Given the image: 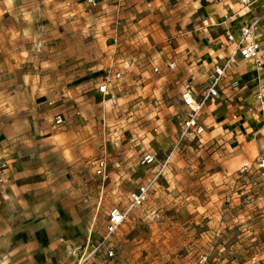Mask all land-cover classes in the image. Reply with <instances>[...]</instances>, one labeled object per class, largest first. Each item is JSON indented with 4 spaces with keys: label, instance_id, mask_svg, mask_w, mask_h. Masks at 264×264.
I'll use <instances>...</instances> for the list:
<instances>
[{
    "label": "rangeland",
    "instance_id": "1",
    "mask_svg": "<svg viewBox=\"0 0 264 264\" xmlns=\"http://www.w3.org/2000/svg\"><path fill=\"white\" fill-rule=\"evenodd\" d=\"M64 8L63 0H0V197L10 179L33 191L40 230L66 247L60 264H264V181L251 134L227 119L216 118L215 129L202 114L204 136L180 145L146 203L129 212L109 241L113 257L92 253L109 210L125 209L145 182L143 155L159 160L176 140L189 83L179 67L164 68L176 57L171 41L164 50L150 37L132 52L135 71L127 67L99 98L106 52L68 41ZM69 211L80 225L71 238L62 227Z\"/></svg>",
    "mask_w": 264,
    "mask_h": 264
},
{
    "label": "crops",
    "instance_id": "2",
    "mask_svg": "<svg viewBox=\"0 0 264 264\" xmlns=\"http://www.w3.org/2000/svg\"><path fill=\"white\" fill-rule=\"evenodd\" d=\"M93 1L95 6L90 5L88 0H63V16L68 18V41L77 39L85 51L95 48L97 52H106L105 70L108 71L112 65V71H120L123 76L129 66V70L135 71V65H129L130 61H134V49L144 47L150 37H153L156 38L158 47L164 46L166 50L169 39L176 57L169 59L164 68L168 70L167 65L175 62L176 69L179 67L180 73L188 78L186 83L189 84L184 88H192L195 96L199 98L207 87V76L213 67L223 66L233 51L234 46L226 41V33L237 35L241 28L264 14V0H250L251 4L247 7L241 6L239 0ZM226 15L231 19L223 24ZM257 33L261 45L260 70L237 56L236 64L227 72L218 87V96L206 101L201 114L206 116L211 126L215 125L213 121L217 118L218 121L227 119L246 128V132L251 134L256 157L259 158L264 154V110H260L255 96L258 85L264 84V28L260 27ZM121 79L122 77L109 87V92ZM102 80L96 86V95L99 98L103 97L97 92ZM234 82L238 86L232 89L230 85ZM69 87L70 97L74 99L77 89L74 86ZM199 123L202 125L200 118ZM214 127L216 129V125ZM248 134L245 133V138ZM203 136L204 134L194 140H200ZM174 142L175 138L169 145V151L158 163L166 159ZM58 150H69V146H58ZM174 156L175 153L164 176L169 171ZM155 167L156 165L144 167L148 170L144 181L156 170ZM31 193L33 191H30V194L19 192L11 179L5 181L0 197V264H60L58 258L67 254L63 250L66 248L64 245L56 244L54 233L50 232L51 236L47 237V234L40 230L39 218L36 216L39 208L32 204L34 202L30 198ZM45 205L55 207L53 204ZM78 222L77 216L69 211L67 224H64L65 219L62 221L65 236L72 237L68 235L70 230L78 232ZM100 238L101 236L95 244ZM98 261L99 259H92L89 264H98Z\"/></svg>",
    "mask_w": 264,
    "mask_h": 264
},
{
    "label": "built area",
    "instance_id": "3",
    "mask_svg": "<svg viewBox=\"0 0 264 264\" xmlns=\"http://www.w3.org/2000/svg\"><path fill=\"white\" fill-rule=\"evenodd\" d=\"M240 5L247 7L251 4L250 0H239ZM88 3L95 6L93 0H88ZM231 17L228 15L224 16L223 24L229 21ZM264 14L258 20L253 21L247 26L241 28L238 34L226 33V41L234 46L233 51L227 58V61L223 66H214L211 72L207 76V87L203 90L201 97L195 96L192 88L185 87L181 92V104L186 111L185 118L181 124L178 136L167 155L166 159L158 163V159L153 154L145 155L140 164L143 167H152L156 165V170L153 171L152 175L144 183L138 185L128 195V201L125 209L113 207L109 210L107 215V221L105 224L104 232L99 241L94 245V251H104L106 258L113 257V250L109 244L110 239L118 232L121 226L124 224L129 212L134 209L141 208L149 198L150 193L158 183L159 179L164 175L170 159L173 154L177 151L180 145L188 138L196 139L200 138L204 134V126L199 123L200 114L204 108L206 101L218 96V87L221 85L223 79L226 77L227 72L236 64L237 56L244 62L253 64L257 70H260V52L261 45L258 42V30L264 28ZM115 41V40H114ZM176 63L170 62L167 65L168 70L176 69ZM155 73H159L158 68H154ZM121 72L112 71V65L103 77L102 82L97 87V92L100 95H107L109 93V87L115 81L121 78ZM264 84L258 85V92L256 93V100L259 104L261 111L264 110ZM62 123L61 118H57L55 121L56 125ZM264 151V149H263ZM106 162L105 160H98L95 164V174L99 177L105 176ZM257 169L264 181V154L261 155L257 160ZM264 200V196L259 198ZM92 254H85L84 258L87 260ZM207 260L206 256L200 258V262L203 263Z\"/></svg>",
    "mask_w": 264,
    "mask_h": 264
},
{
    "label": "flooded vegetation",
    "instance_id": "4",
    "mask_svg": "<svg viewBox=\"0 0 264 264\" xmlns=\"http://www.w3.org/2000/svg\"><path fill=\"white\" fill-rule=\"evenodd\" d=\"M99 252H101L102 256H104V251H99ZM105 263H106V261L103 264H105Z\"/></svg>",
    "mask_w": 264,
    "mask_h": 264
},
{
    "label": "bare ground",
    "instance_id": "5",
    "mask_svg": "<svg viewBox=\"0 0 264 264\" xmlns=\"http://www.w3.org/2000/svg\"><path fill=\"white\" fill-rule=\"evenodd\" d=\"M80 264V263H79Z\"/></svg>",
    "mask_w": 264,
    "mask_h": 264
}]
</instances>
